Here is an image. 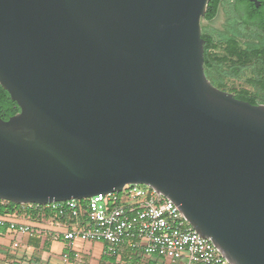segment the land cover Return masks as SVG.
Listing matches in <instances>:
<instances>
[{
	"label": "water",
	"instance_id": "95a60500",
	"mask_svg": "<svg viewBox=\"0 0 264 264\" xmlns=\"http://www.w3.org/2000/svg\"><path fill=\"white\" fill-rule=\"evenodd\" d=\"M258 6L256 0H251ZM208 0H0V200L146 185L229 264H264V105L204 73Z\"/></svg>",
	"mask_w": 264,
	"mask_h": 264
},
{
	"label": "built area",
	"instance_id": "2783aa9c",
	"mask_svg": "<svg viewBox=\"0 0 264 264\" xmlns=\"http://www.w3.org/2000/svg\"><path fill=\"white\" fill-rule=\"evenodd\" d=\"M85 201V205L80 200H69L19 206L21 212L45 209L67 219L68 224L63 223L65 230L54 234V239L61 238L67 248L62 254L64 262L80 259L75 248L80 241L103 242L110 256H117L126 247L182 264H229L210 239L199 236L175 205L149 186L125 185L118 192ZM12 217L15 216H0V228L29 237L41 231L16 223ZM49 221L53 222H46Z\"/></svg>",
	"mask_w": 264,
	"mask_h": 264
},
{
	"label": "rangeland",
	"instance_id": "374dc122",
	"mask_svg": "<svg viewBox=\"0 0 264 264\" xmlns=\"http://www.w3.org/2000/svg\"><path fill=\"white\" fill-rule=\"evenodd\" d=\"M247 29L246 26L242 25L239 14L235 12L231 0H223L221 2L218 13L212 21H206L204 18L201 20V34L204 32L210 33L217 39L210 54L213 59H216L218 64H221L222 72H228L233 67H241L242 64L246 66L241 69L238 77H223V91L232 95L240 91H247L252 95L254 94L255 91L249 83L255 78L257 69L256 66L253 67L252 63H249L246 59L240 62L235 56L228 54L224 49L225 43L222 41V38L235 36L239 41V47L246 50V53H251L253 46L263 43L264 38L258 36L254 39ZM14 220L23 221L16 220L15 218ZM40 235L46 236L45 240H50L49 231L44 229ZM14 236L16 235L9 231L0 230V264H44V262H41V259L47 256L51 257V260L55 264H64L61 260V254L67 248L64 243L61 244L58 241H54L51 245L50 241H48L41 250L37 248L34 251H25L35 252L33 254L21 255L24 250L18 249L15 253L16 256H9L8 254H10V250L12 249L11 238H14ZM75 248L79 253L80 259L69 264H182L179 260L172 261L170 259L148 256L126 247L121 249L117 256H110L107 253V245L103 242L79 241L76 243Z\"/></svg>",
	"mask_w": 264,
	"mask_h": 264
},
{
	"label": "trees",
	"instance_id": "16d2710c",
	"mask_svg": "<svg viewBox=\"0 0 264 264\" xmlns=\"http://www.w3.org/2000/svg\"><path fill=\"white\" fill-rule=\"evenodd\" d=\"M223 0H208L205 10L204 19L206 21H212L218 13L219 6ZM234 10L239 14V19L243 26H256L262 31H264V8L263 12L259 15H253L248 13L249 7L246 0H235ZM201 38L204 40V73L206 78L210 83L223 91V77H238L241 69L245 68V64L241 67H233L228 70V72H222L221 64L216 62V59L212 58L210 54L211 50L214 48L217 39L210 33H202ZM225 43V51L235 56L238 61H243L246 59L252 66H256L257 73L255 78L250 81V86L254 89V94H250L247 91H240L235 93L234 98L248 102L251 105L264 104V42L253 46V51L251 53H246L239 47V41L235 36L222 38ZM20 111L17 104L11 100L9 94L0 86V119L7 121L9 118L18 114ZM80 202L85 205L86 201L80 200ZM0 216H23L29 218V220L34 221L39 224H43L48 220L53 222L67 223L66 218L57 217L55 214L47 210L36 211H20V206L11 202L0 200ZM2 230H5L4 228ZM123 249V248H122ZM66 251H64L65 253ZM119 254V253H118ZM69 262H73L70 259Z\"/></svg>",
	"mask_w": 264,
	"mask_h": 264
},
{
	"label": "crops",
	"instance_id": "0c3cea01",
	"mask_svg": "<svg viewBox=\"0 0 264 264\" xmlns=\"http://www.w3.org/2000/svg\"><path fill=\"white\" fill-rule=\"evenodd\" d=\"M14 218L16 220H23V221H15ZM13 221H15L16 223L19 224H24V225H28L31 226L33 228H39V230H47L49 231L50 234V240H45L44 236H41L40 233L41 231L36 230L38 233L34 234L33 236L29 237L27 234H23V235H16L14 236V238L12 237V249L10 250V254H8L9 256H16L15 253L17 252L16 250L18 249H22L24 250V252L21 253L28 255V254H33L35 252H25L28 250H36L37 248L39 250L43 249L44 246L47 244L48 241H50V245L54 242V241H58L61 242V244H63V241L61 238L59 239H54V234H59L61 232H63L65 230V226L63 223L60 222H45L43 224H39L36 223L34 221L28 220L27 218L23 217V216H17V217H12L11 218ZM28 221V222H27ZM64 228V230H63ZM3 228H0V230H2ZM17 243V247H13V245ZM51 253V252H49ZM64 253V251L62 252V254ZM62 254H61V260H62ZM41 262H44V264H55L53 263V261L51 260V257H46L44 259H41ZM62 262L65 264H69L70 262H64L62 260Z\"/></svg>",
	"mask_w": 264,
	"mask_h": 264
},
{
	"label": "flooded vegetation",
	"instance_id": "af4514ba",
	"mask_svg": "<svg viewBox=\"0 0 264 264\" xmlns=\"http://www.w3.org/2000/svg\"><path fill=\"white\" fill-rule=\"evenodd\" d=\"M246 2L249 7L248 13L253 14V15H259L260 13L263 12L264 0H256V2L258 3V6H256L255 2H252L251 0H246ZM231 3L234 6L235 0H231ZM246 27L248 28L247 31L249 32V34H251V37H253L254 39L258 36H261L264 38V31H262L258 27L252 26V25H248Z\"/></svg>",
	"mask_w": 264,
	"mask_h": 264
}]
</instances>
